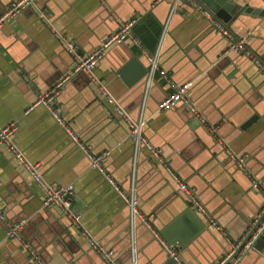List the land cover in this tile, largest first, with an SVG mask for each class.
I'll list each match as a JSON object with an SVG mask.
<instances>
[{"label": "crops", "instance_id": "0c3cea01", "mask_svg": "<svg viewBox=\"0 0 264 264\" xmlns=\"http://www.w3.org/2000/svg\"><path fill=\"white\" fill-rule=\"evenodd\" d=\"M11 1L0 0V14ZM228 1L241 10L228 22L216 18L238 37L251 32L248 45L264 61V13L245 11L264 10V0ZM196 2L36 0L0 29V126L16 122L15 142L40 164L45 177L74 185V210L114 251L116 264H162L171 258L137 217L138 257L133 261L126 200L94 170L89 156L47 108H28L71 72L75 57L67 41L76 43L79 54H87L137 18L132 28L137 43L126 38L113 44L95 70L105 80L111 101L104 100L87 74L78 72L71 74L55 105L91 152L111 150L105 168L124 192L135 186L141 212L164 239L179 247L180 264H216L243 241L264 212V193L253 185L256 178L264 186V73L245 53L225 51L227 38ZM144 49L157 51L168 79L157 71L148 84L150 61ZM170 80H193L189 96L207 125L184 103L157 110L171 91ZM253 115L258 119L242 128ZM132 117H143L142 135L196 190L216 224L192 206L146 145L136 150L129 127ZM209 127H215L217 136ZM229 148L246 157L247 173L230 157ZM0 210L8 222L25 220L23 237L48 264H107L80 230L68 227L59 209L45 206L30 171L3 146ZM7 227L0 217V264H38L18 240L7 239ZM237 264H264V231Z\"/></svg>", "mask_w": 264, "mask_h": 264}, {"label": "built area", "instance_id": "2783aa9c", "mask_svg": "<svg viewBox=\"0 0 264 264\" xmlns=\"http://www.w3.org/2000/svg\"><path fill=\"white\" fill-rule=\"evenodd\" d=\"M36 0H12L4 12L0 14V29L10 21L12 18L16 17L20 14L26 7L33 4ZM196 6L199 10L208 18H210L215 26L222 31L223 35L227 38L228 45L226 48V52H240L245 53L249 57L252 58L253 62L258 66L260 71L264 73V61L258 56L248 45V40L251 35V32H247L244 36L238 37L235 33H233L230 28L221 20L216 18L213 13L206 8L201 2H196ZM137 22V18H133L127 21L123 26L119 28L117 32L105 38L95 49L89 51L87 54H79L77 52L76 43L73 41H67V48L71 53H73L75 57L74 66L70 73L63 76L60 80H58L48 91L40 94L35 102H33L28 110H31L37 105H43L47 108L50 113L56 118L57 122L62 125L66 131L70 134V136L78 143V145L85 151L86 155L91 159V166L95 169H98L105 177H107L108 181L116 187V189L120 192L122 197L126 200L131 214V228H132V248L135 261V247H134V238L133 233L135 231V220L137 217L142 219L143 223L148 226L151 230L155 238L160 242L163 248L167 251V254L170 258L174 259L179 263L180 261V252L179 247L175 244L169 243L166 239H164L158 229L152 224L149 217L143 214L140 210V200L136 193L135 186L132 187V190L128 193L121 190L116 180L110 174V172L105 168L104 162L107 157L110 155V151L103 152L102 154H93L90 149L86 146V144L80 139L78 134H76L72 128L68 125L59 109L56 107V97L62 90L65 83L72 76L71 74H75L78 72H85L90 77L95 86L98 88L99 92L102 95L109 97V91L105 84V80L100 78L96 73L95 69L100 62V60L105 56L107 50L110 46L116 43H122L126 38H130L133 42L137 43L138 39L132 31L134 24ZM143 53L146 55L148 60L150 61V78L148 79V84L151 82V78L153 74L157 71L166 79L169 78L167 70L160 67L159 64V56L157 51L154 53H150L147 50H143ZM171 86V91L158 102L157 110L158 111H166L177 104L184 103V105L199 116L200 120L206 124L205 118L200 114L194 102L191 100L189 96L190 88L193 85V80L185 81L182 83H176L174 81H169ZM120 113L123 114V112ZM145 124V120L143 117L138 119L137 121L131 120V136L136 141V150L140 148L141 144L146 145L153 155L160 161V163L172 173L175 180L179 183L180 189L186 194L192 206L207 216L208 220L216 224L214 218L211 217L207 208L200 200L196 190L190 187L186 182L181 180L178 174L173 170L170 162L162 155L161 149L155 145H153L149 140H147L142 135L143 125ZM207 125V124H206ZM19 125L16 122H12L10 124L0 126V146H3L9 153H11L21 164L26 167L34 181L41 188L43 193V202L48 208H57L61 211V213L67 216L72 222V226L80 230L81 234L86 238L88 243L92 248L98 251L102 260L107 264H116V256L112 249L105 247L98 238L85 226L82 215L74 210V185L73 184H59L55 182L49 181L40 168V164L38 162L32 161L20 148V146L14 140V134L18 130ZM210 131L216 134L215 127H209ZM224 146H226L224 144ZM227 148V146H226ZM228 153L234 159L238 167L244 170L246 173L249 171L246 165V157L235 154L230 148L228 149ZM253 185L255 188L261 190L264 193V186L260 184V182L255 178L253 180ZM0 217L7 223V239L10 240H18L28 254L31 259H33L38 264H48L45 262L39 255L38 251L34 246H32L22 234L23 224L25 220H20L17 222H8L6 219V214L4 211L0 210ZM264 231V220L258 225L255 231L250 235V237L243 243H236L233 249L225 256L217 260L216 264H237L238 260L242 256L243 253H246L248 249L253 247L255 241L260 236V234ZM241 246V247H240Z\"/></svg>", "mask_w": 264, "mask_h": 264}, {"label": "water", "instance_id": "95a60500", "mask_svg": "<svg viewBox=\"0 0 264 264\" xmlns=\"http://www.w3.org/2000/svg\"><path fill=\"white\" fill-rule=\"evenodd\" d=\"M185 1V0H183ZM199 2L203 3L208 9H210V11L214 14L215 17H218L219 19H221L222 21L224 22H228L229 20H231V18L233 17V15L238 11V10H241L242 6L240 5H237L235 3H232L228 0H198ZM247 13H257V14H262L264 13V10H259L258 9H255L254 8H246L245 10ZM258 11V12H257ZM231 53V52H230ZM229 53H225L224 52V55H227ZM96 70V69H95ZM85 73V72H83ZM96 73V71H95ZM87 74V73H85ZM88 75V74H87ZM89 76V75H88ZM89 80L90 82L93 83V81L91 80V77L89 76ZM146 78H145V84H144V90L146 88ZM66 84V83H65ZM65 86V85H64ZM63 86V88H64ZM62 88V89H63ZM97 88V87H96ZM98 90V89H97ZM62 91V90H61ZM99 91V90H98ZM100 95H102L100 92H99ZM102 97L104 98V100L106 102H108V100H110V98H108L107 96L105 95H102ZM111 101V100H110ZM114 102H112L113 104ZM158 105V104H157ZM186 107V106H185ZM114 108V107H113ZM187 109V107H186ZM114 110L116 111L117 114H119L117 108H114ZM188 111L190 109H187ZM191 113H193L191 110H190ZM120 116V114L118 115ZM133 118V117H132ZM134 121H137L138 119L136 118H133ZM256 119H258V115H253L252 117H250L247 121H245L243 124H242V128H246L248 127L249 125H251ZM130 127V125H129ZM131 130V128H130ZM108 151H111V150H108ZM227 152V151H226ZM93 153V152H92ZM94 154V153H93ZM231 157V156H230ZM90 158V157H89ZM91 161V159H90ZM92 164V162H91ZM94 170L98 171L100 173V171L98 169H95ZM103 176V175H102ZM105 178V176H104ZM107 180V179H106ZM111 185V184H110ZM59 214V212H58ZM59 216L61 218H67V220L69 221V224H68V227L71 225L72 226V222L70 221V219L67 217V216H61L59 214ZM256 219V218H255ZM264 220V212L255 220V223L252 225V227L250 228L248 234L246 235V237L243 239V243L241 244L243 246L244 242L250 237V235L255 231V229L258 227V225ZM251 221V220H250ZM129 222H130V219H129ZM198 226V228H197ZM196 226V229H199V225ZM150 230V229H149ZM151 232V230H150ZM152 233V232H151ZM162 233L165 234V232L163 231ZM153 235V233H152ZM154 236V235H153ZM163 236V235H162ZM133 238H134V247H135V260L137 261V257H138V248H137V244H136V240H135V232L133 233ZM155 238V237H154ZM156 239V238H155ZM169 243H172V242H169ZM173 244V243H172ZM161 245V244H160ZM162 246V245H161ZM163 247V246H162ZM241 247V246H240ZM133 248H130V254H131V257L132 259L134 258V254H133ZM134 261V260H133ZM134 264H137V262H134ZM162 264H180V263H177L174 259H169V260H166L165 262H163ZM228 264V263H227Z\"/></svg>", "mask_w": 264, "mask_h": 264}]
</instances>
